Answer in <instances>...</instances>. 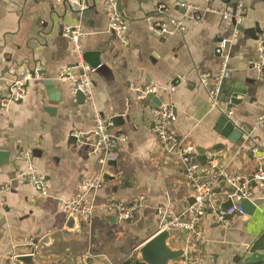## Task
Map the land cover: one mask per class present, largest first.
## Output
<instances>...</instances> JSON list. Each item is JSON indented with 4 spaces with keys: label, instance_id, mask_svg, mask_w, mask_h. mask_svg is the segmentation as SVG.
Masks as SVG:
<instances>
[{
    "label": "crops",
    "instance_id": "0c3cea01",
    "mask_svg": "<svg viewBox=\"0 0 264 264\" xmlns=\"http://www.w3.org/2000/svg\"><path fill=\"white\" fill-rule=\"evenodd\" d=\"M240 1L245 31L229 47V83L243 84L247 93L232 107L235 125L245 131L234 142L215 129L222 112L211 108L208 91L200 82L202 73L214 77L222 70L215 48L235 32L232 21L204 9L231 8L227 0H117L129 27L126 44L110 29L108 0H81L83 9L57 0H0V100L14 78L37 66L42 72L30 81L23 100L7 109L0 103V149L12 153L8 164H0V189L9 186L0 192V264H17L12 257L29 252L30 238L40 244L34 254L39 264L136 263L137 248L160 230L159 208L182 212L190 205L195 193L180 160L168 154L152 131L155 104L139 100L132 85L156 83L162 88L156 95L162 104L174 107L175 132L198 150L199 157L202 150H221V169L253 177L259 157L264 156V124L255 129L264 112V74L250 62L258 57V43L264 38V0ZM188 4L200 7L199 22L187 20L183 31L164 36L149 29L147 19L161 16V7L180 20ZM67 25H81L88 32L83 39L85 52H99L103 62L93 73L92 102L81 103L72 83L60 78V72L76 61L63 34ZM46 78L55 80L59 92L55 99L44 83ZM96 111L127 140L117 149V165L107 169L114 179L87 195L97 205L91 221L79 219L80 230H71L65 201L77 197L84 182L102 174L98 156L89 149L95 141ZM79 131L85 133L81 138L74 135ZM24 152L32 154L46 177L48 195L17 180L24 165L16 164L14 157ZM141 197L143 206L129 221L120 222L104 208L111 201L131 203ZM227 197L221 193L216 204L221 206ZM201 224L206 264H264V202L253 214L234 215L229 224L216 222L210 214ZM184 241L181 235L172 243Z\"/></svg>",
    "mask_w": 264,
    "mask_h": 264
},
{
    "label": "built area",
    "instance_id": "2783aa9c",
    "mask_svg": "<svg viewBox=\"0 0 264 264\" xmlns=\"http://www.w3.org/2000/svg\"><path fill=\"white\" fill-rule=\"evenodd\" d=\"M60 2H70L81 5V0H57ZM110 29L114 31L120 40L126 44L129 27L126 24L122 14L117 8V0H108ZM187 14L184 18L178 20L173 18L165 6L160 8L161 16H154L147 19L149 29L159 35L164 36L172 31H183L185 22H199L202 19L200 7L188 4L186 5ZM205 12L215 13L229 21H235V32L232 37L224 38L215 48V52L221 57L222 70L216 76L202 73L200 75L201 84L207 89L210 97L211 108L220 109L227 117L237 124V119L232 110H227V102L221 100L220 88L223 80L230 77L229 68V47L231 42L240 34L237 28L244 20V3L240 1L234 9L231 8H205ZM87 31L81 25H67L64 27L63 34L72 45L75 56V64L64 68L60 72V78L69 80L72 83V92L76 94L78 91L84 93L87 101H93L95 95V85L93 82V73L96 69L85 59V49L83 39L87 35ZM259 54L250 64L256 68L260 75L264 74V38L258 43ZM40 66L34 71L26 72L14 78L8 87L7 93L1 98L0 103L4 109H7L11 103L23 100L28 92V84L36 76L39 75ZM132 90L136 93L139 100H148L149 96L156 95L162 88L156 83H148L144 86L132 85ZM153 117L152 131L157 135L168 154L176 156L183 167L184 173L189 179L194 189V202L190 204L184 211L176 212L167 206L159 208L160 212V230L164 228H179L187 230L184 234L185 255L174 264H206V255L204 252L205 233L202 227V220L210 214L214 220L221 224H229L231 218L236 214L246 215L243 207L244 200L253 201L255 199L264 200V156H260L257 168L253 173V177H245L241 175L228 174L226 170L219 166V155L221 150H211L207 153L208 169L202 171V164L199 161L198 150L190 144H186L185 139L181 138L174 130V124L177 120L176 112L171 104L154 105L151 107ZM264 124V112L259 116L255 129H260ZM92 133L95 141L90 145V153L98 156V162L102 174L107 170L109 163L117 159V149L127 140V135L116 132L109 118L104 116L100 111L94 113V128ZM74 135L81 138L84 132H76ZM264 150V144L261 145ZM16 164H23L24 168L18 173L17 180L32 185L38 192L46 196L49 194V186L46 177L38 171L33 156L30 152L18 153L14 157ZM101 176H97L87 180L81 186L80 194L72 199L65 201L64 207L66 212L76 214L82 222H90L93 212L96 208L95 200L87 195L95 190L103 187L104 182ZM221 180L229 185H233L235 190L227 187L219 188ZM256 183L253 185V181ZM8 185L2 186L0 192L7 191ZM224 190V191H223ZM225 192L227 198L231 200L232 206L229 208H221L215 202L218 195ZM143 197L126 203L123 201H111L106 203L104 208L107 211L114 212L120 222L132 220L139 209L143 206ZM30 247L28 253L35 254L40 244L35 238L26 241ZM13 258V257H12ZM127 264V263H125Z\"/></svg>",
    "mask_w": 264,
    "mask_h": 264
},
{
    "label": "water",
    "instance_id": "95a60500",
    "mask_svg": "<svg viewBox=\"0 0 264 264\" xmlns=\"http://www.w3.org/2000/svg\"><path fill=\"white\" fill-rule=\"evenodd\" d=\"M229 3L232 4V7L236 9L239 0H227ZM120 7L118 2V8ZM121 10V8H119ZM235 27V21H232ZM237 28L240 31H245L241 25H238ZM257 32H261L260 26L257 23L256 25ZM264 34V32H261ZM258 38V36H256ZM99 52H86L85 59L86 61L91 64L94 68H101L103 66V62L100 58ZM38 74L41 75L42 72L38 71ZM230 77L225 78L221 84L220 88V97L221 100L227 102V110H232V107L236 104H240L243 101V98H239L240 96L243 97L247 90L243 84L233 82L230 84ZM44 83L51 93V98L55 99V97L59 96V92L56 90L55 80L53 78H46L44 79ZM57 93V95H56ZM78 100L81 103L86 101V97L83 92L78 91L76 93ZM148 100L154 102L156 106L162 105V100L157 95L149 96ZM53 111V108L49 109V112ZM218 132H220L223 136L229 138L234 142H238L242 136L244 135L245 131L237 127L225 113H221L219 119L217 121V125L215 128ZM248 129L246 132H249ZM203 156L199 157V161L203 164L202 171H207V162L208 156L205 150H202ZM11 151L7 149H0V164H8L11 159ZM110 166H116V161H112L109 163ZM109 179H114L108 174V170H105L102 174V180L105 183L109 181ZM224 183V184H223ZM220 186L227 187L230 190H235L233 185H229L226 182H222ZM194 202V199L190 204ZM264 202L263 199H255L253 201L244 200L243 207L246 214H253L255 208L261 205ZM232 206L231 200L223 203L220 207L221 208H229ZM67 228L71 230H80L81 223L79 220V216L76 214H71L68 217ZM187 233V230H181L179 228H164L159 230L153 236H151L148 240H146L143 244H141L136 250V264H173L180 258L184 257L185 255V246L183 244L174 245L172 243L173 240L179 238L181 235ZM49 238L45 237L42 242L46 243ZM13 260L17 264H39L34 254L30 253H22L17 254L13 257ZM55 264V263H53Z\"/></svg>",
    "mask_w": 264,
    "mask_h": 264
},
{
    "label": "trees",
    "instance_id": "16d2710c",
    "mask_svg": "<svg viewBox=\"0 0 264 264\" xmlns=\"http://www.w3.org/2000/svg\"><path fill=\"white\" fill-rule=\"evenodd\" d=\"M126 263L127 264H136L135 261H133V260H128Z\"/></svg>",
    "mask_w": 264,
    "mask_h": 264
}]
</instances>
